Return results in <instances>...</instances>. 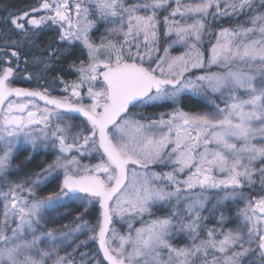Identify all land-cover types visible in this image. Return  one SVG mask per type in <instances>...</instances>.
<instances>
[{"label": "snow or ice", "instance_id": "1", "mask_svg": "<svg viewBox=\"0 0 264 264\" xmlns=\"http://www.w3.org/2000/svg\"><path fill=\"white\" fill-rule=\"evenodd\" d=\"M224 19L235 23L214 28ZM2 23L11 29L0 36V264H76L88 241L98 250L87 264H264V0H38ZM52 26L56 46L33 56L36 79L62 61L76 79L53 77L60 96L14 87L27 72L22 51L39 49ZM176 46L184 51L172 55ZM187 94L209 111H184ZM162 104L172 111L158 119L133 111ZM21 139L56 154L17 182ZM88 156L97 162L82 163ZM56 179L58 191L42 196ZM69 203L83 209L72 226L49 227ZM233 205L243 206L233 214ZM96 206L90 224L84 213Z\"/></svg>", "mask_w": 264, "mask_h": 264}, {"label": "trees", "instance_id": "2", "mask_svg": "<svg viewBox=\"0 0 264 264\" xmlns=\"http://www.w3.org/2000/svg\"><path fill=\"white\" fill-rule=\"evenodd\" d=\"M38 3V0H0V36H4L6 39V35L10 34V25H3L2 21L4 18L10 13V12H16V11H23L31 6H35ZM163 14H167V12H163ZM235 23L233 20L224 19L218 22V25H214V28L218 29V26L223 27H230L232 24ZM109 27V25L100 26L96 29H93L92 34L96 36V34L100 30L103 31V36L106 34V28ZM102 35V34H101ZM5 39H0V48L4 47ZM58 39V33H57V26H52L51 28H45L39 35V49L33 48L31 50L25 49L21 53V69H24L27 67V72L22 71L20 75L15 79L13 86H21L29 89H39L44 86H47L50 88L52 84L53 77L56 75H62L64 76V79L66 80H74L76 79V75L74 73L65 74L67 70V63L61 62V64H56L53 66V69L48 72L44 79L37 80L36 74L38 72V69L34 68L32 66V59L33 56H41L43 53V50L47 49L49 45L56 46V42ZM209 37H205V47H207V41ZM85 51L82 48V45H80L78 42L74 45V52L76 56H80L81 59L84 57L81 56V52ZM27 59L28 64L25 65L23 63V60ZM63 67L64 71H58V69ZM28 73L33 74V79L29 80L27 79ZM47 81V83H46ZM59 85L58 83H54ZM52 88V87H51ZM51 92L53 95L60 94V91H58L57 88H52ZM207 105L208 102L205 101L202 98L199 97H193L190 94L185 95L182 97L181 101V107L183 110H195L200 109L204 105ZM172 105L171 104H162L157 106H148L145 107V110L143 112V116L146 118L151 119H158L161 113H167L172 111ZM133 111H137V109H133ZM20 148V149H19ZM15 154L13 161H12V168H11V177L10 179L16 180L19 182L20 180H23L26 176H30L32 173L37 172L40 170L41 167L46 166L47 163H50L54 158L56 151L55 150H32L30 148L24 147L22 148L18 146V150L13 152ZM31 156V160L28 159V157ZM91 161H96V159L93 158V156H88L84 159H82V163H87ZM152 169L155 171H161L166 170L169 171L170 168H162V166H153ZM62 179V174L61 177ZM58 183L59 179L51 180L47 183V186L42 188V191H40V194L42 196H47L50 194L55 193L58 191ZM0 190L6 191L7 188L4 187L3 184H0ZM236 209V205H233V212ZM156 216H163L165 215V210L163 209H155ZM83 209L79 206L78 203H69L66 204L63 207L57 208L55 211L51 212L48 216V219L55 223L57 222V229H60L62 225L68 224L70 227L72 226V223L78 213H82ZM99 217V208L98 206L90 208L87 213H84V219L87 220L90 224H95L97 218ZM155 217H148L145 216V220L153 219ZM50 225V224H49ZM140 223H135V227H140ZM120 233L125 234L127 231V225L126 226H119ZM88 236L87 233L79 235V240H87ZM183 237L180 239L174 241L177 244L183 243ZM98 246L97 243L88 241V244L86 246H81L77 253H75L76 256V264H87V261L97 255ZM68 251H71L69 248ZM80 253H83V258L81 257ZM63 254V253H61Z\"/></svg>", "mask_w": 264, "mask_h": 264}, {"label": "rangeland", "instance_id": "3", "mask_svg": "<svg viewBox=\"0 0 264 264\" xmlns=\"http://www.w3.org/2000/svg\"><path fill=\"white\" fill-rule=\"evenodd\" d=\"M129 2L131 3V2H135V0H129ZM186 2H192V0H186ZM163 15H165V14H163ZM167 15V14H166ZM109 27H111V25H109ZM103 31L104 30H100L97 34H96V36H94L92 33H91V35H92V39L93 40H95L96 42H99V40L101 39V37L103 36ZM102 34V35H101ZM177 47V51H173V52H171V54L172 55H178V54H180L182 51H184V49H183V47L182 46H176ZM161 55H163V52H161L160 53ZM213 70H215V69H213ZM195 74H200L198 71L195 73ZM45 87V86H44ZM57 88L58 89V91H60V94H58V95H56V96H60V95H64L65 93H63L62 92V85H57V84H54V83H52L51 84V86H50V91H51V89L52 88ZM52 93V92H51ZM53 95V94H52ZM41 104H42V102H40ZM210 107H211V105L208 103L207 105L205 104L203 107H201L200 109L198 108V109H195V110H192V109H190V110H184V111H187V112H192V113H197V112H206V111H209V109H210ZM144 110H145V108H141V109H137V111L138 112H140L142 115H143V112H144ZM137 119H139L140 117L138 116V117H136ZM82 119V117H80V118H77L76 117V114H72V119H71V122H73V123H75V124H79L80 123V120ZM18 146L19 147H21L22 146V148H24V147H27V148H30V149H32V147H31V145L30 144H28L27 142H25L23 139H21L19 142H17V144L16 145H14V147H13V152H15L16 150H18ZM2 145H0V149H2ZM20 149V148H19ZM43 150L44 148H38V149H36V150ZM32 150H34V149H32ZM44 150H47V151H50V150H54V149H52V148H48V149H44ZM0 154H2V152H0ZM14 156H15V154H13V158H14ZM13 161V160H12ZM97 161H91V162H87V163H85V164H91V163H96ZM151 170H153V171H155L154 169H151ZM164 171H166V170H164ZM243 205H236V209L234 210V212H233V214L235 213V211L237 210V207H242ZM47 219H48V216L46 217ZM50 225H48L49 227H57V222H55V223H53V222H51L50 221V223H49ZM126 226V224L123 222V221H121L119 218H114V221H113V227L119 232L120 231V228H119V226L121 227V226ZM211 226V225H210ZM230 227H233V226H235V224H233V225H229Z\"/></svg>", "mask_w": 264, "mask_h": 264}, {"label": "water", "instance_id": "4", "mask_svg": "<svg viewBox=\"0 0 264 264\" xmlns=\"http://www.w3.org/2000/svg\"><path fill=\"white\" fill-rule=\"evenodd\" d=\"M14 87H20V86H14ZM25 88V87H24ZM97 246H98V244H97Z\"/></svg>", "mask_w": 264, "mask_h": 264}]
</instances>
